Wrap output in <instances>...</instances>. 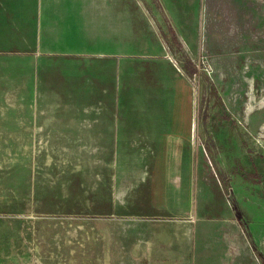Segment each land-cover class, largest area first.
Returning a JSON list of instances; mask_svg holds the SVG:
<instances>
[{
  "label": "rangeland",
  "instance_id": "1",
  "mask_svg": "<svg viewBox=\"0 0 264 264\" xmlns=\"http://www.w3.org/2000/svg\"><path fill=\"white\" fill-rule=\"evenodd\" d=\"M195 4L0 0V264H264V0Z\"/></svg>",
  "mask_w": 264,
  "mask_h": 264
},
{
  "label": "crops",
  "instance_id": "2",
  "mask_svg": "<svg viewBox=\"0 0 264 264\" xmlns=\"http://www.w3.org/2000/svg\"><path fill=\"white\" fill-rule=\"evenodd\" d=\"M207 1V0H195L196 7H199L201 4L203 5V3ZM220 1V0H219ZM223 1V0H222ZM212 6V3H209ZM111 2H109V6L111 7ZM206 5V3H205ZM93 7V5H91ZM90 6V7H91ZM96 9V7H94ZM95 9H90L88 10L89 16L92 17V21H95L96 19L100 22L104 21V27L106 29L107 32H109V34H112V17H113V12L112 9L109 8L107 9V6L104 9H98L97 11ZM116 14V13H115ZM198 14V12H197ZM97 52H87L83 53L85 55H92V54H96ZM113 55L116 57L117 55V51L114 50L112 51V49H109V52H105V53H98V57L101 58H105L106 56H109L110 59H112ZM167 61V60H166ZM164 67L165 69L169 72V79L168 81H172L171 78L176 79L175 81H177L178 83L182 82L181 76H180V71L178 69H175V66L171 63V62H164ZM174 84L171 86L173 87ZM194 115L191 113V111H186V114L183 116V123L181 124V128L180 130H173L171 127L169 130H163L161 132V134H173L174 137L172 138V140H168L167 142H161L158 143V145H162L161 148L157 149V150H167L169 152H179L181 150H187L188 149V143L186 141V137L187 135H191L192 132V122ZM171 139V138H170Z\"/></svg>",
  "mask_w": 264,
  "mask_h": 264
}]
</instances>
